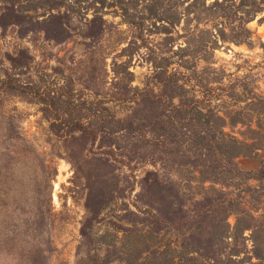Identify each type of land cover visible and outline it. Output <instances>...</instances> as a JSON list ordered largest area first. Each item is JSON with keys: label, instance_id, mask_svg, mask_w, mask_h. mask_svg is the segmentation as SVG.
I'll return each mask as SVG.
<instances>
[{"label": "rangeland", "instance_id": "374dc122", "mask_svg": "<svg viewBox=\"0 0 264 264\" xmlns=\"http://www.w3.org/2000/svg\"><path fill=\"white\" fill-rule=\"evenodd\" d=\"M264 0H0V264H264Z\"/></svg>", "mask_w": 264, "mask_h": 264}, {"label": "trees", "instance_id": "16d2710c", "mask_svg": "<svg viewBox=\"0 0 264 264\" xmlns=\"http://www.w3.org/2000/svg\"><path fill=\"white\" fill-rule=\"evenodd\" d=\"M256 177L259 179H264V164L263 166L258 170Z\"/></svg>", "mask_w": 264, "mask_h": 264}]
</instances>
